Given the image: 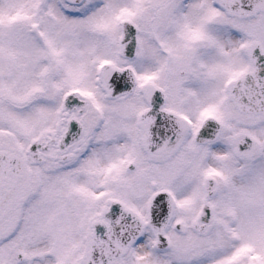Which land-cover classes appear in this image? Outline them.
Listing matches in <instances>:
<instances>
[{
  "label": "snow or ice",
  "instance_id": "snow-or-ice-1",
  "mask_svg": "<svg viewBox=\"0 0 264 264\" xmlns=\"http://www.w3.org/2000/svg\"><path fill=\"white\" fill-rule=\"evenodd\" d=\"M0 264H264V0H0Z\"/></svg>",
  "mask_w": 264,
  "mask_h": 264
}]
</instances>
